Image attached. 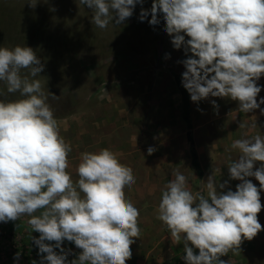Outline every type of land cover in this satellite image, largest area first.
I'll use <instances>...</instances> for the list:
<instances>
[{
  "label": "clouds",
  "instance_id": "9594fccd",
  "mask_svg": "<svg viewBox=\"0 0 264 264\" xmlns=\"http://www.w3.org/2000/svg\"><path fill=\"white\" fill-rule=\"evenodd\" d=\"M80 2L94 12L91 22L100 29L125 23L139 5V21L155 27L162 19L173 48L183 49L186 58L177 63L183 64L181 83L193 103L229 98L241 112L264 114V97L257 99L264 88L257 83L264 76V0H151L150 8L143 7L146 0ZM23 69L28 73L22 76ZM43 70L33 48L0 47V81L22 97L0 100V222L29 217L32 232L39 233L31 240L40 259L31 264H126L141 234L140 211L125 194L136 183L133 169L103 148L80 154L73 181L67 171L71 146L60 135L40 81L29 79ZM210 103L218 112L216 100ZM231 147L240 153L227 166L229 180L240 181L235 191L228 180L217 184L209 176L207 197L193 195L179 171L161 190L157 219L173 241H183L185 264H225L220 257L240 252L244 240L264 231L258 220L264 136L237 139ZM155 150L149 146L147 152ZM65 241L81 250L71 261ZM21 255L14 254V264Z\"/></svg>",
  "mask_w": 264,
  "mask_h": 264
},
{
  "label": "crops",
  "instance_id": "0c3cea01",
  "mask_svg": "<svg viewBox=\"0 0 264 264\" xmlns=\"http://www.w3.org/2000/svg\"><path fill=\"white\" fill-rule=\"evenodd\" d=\"M112 58L115 61L100 62L84 77L93 85L84 83L80 87L84 94L79 105L72 104L71 111L55 117L60 135L72 149L67 171L75 182L80 154L103 148L113 151L122 164L131 167L136 183L130 189L126 187L125 194L140 211L141 234L131 245L132 258L126 264H163L181 256L184 250L183 241H173L167 227L157 219L161 190L179 171L186 176L193 195L207 197L209 176L217 184L228 180V187L235 191L240 181L229 180L227 166L240 153L231 145L237 139L264 136V114L259 109L241 112L237 102L229 98L210 97L193 103L184 89L188 99L187 122L178 86V82L182 86L185 69L177 63L178 59L133 57L130 53L128 59ZM257 83L264 86V76ZM260 97H264V88L257 99ZM212 99L219 105L218 112L210 103ZM241 122L246 127L239 128ZM149 146L156 149L151 155L147 152ZM191 150L200 173L193 166ZM259 166L257 162L255 167ZM248 179L259 188V181L254 177ZM260 196L264 205V191ZM28 220V216H22L15 222H0V245L12 240L24 245L13 249L0 247V264H14L13 256L18 251L22 254L18 264L39 261L38 249L31 240L39 233L32 232ZM258 220L264 226V207ZM63 247L72 250L69 261L81 251L68 241ZM240 249L225 256L233 257L235 264H264V231L251 241L244 240Z\"/></svg>",
  "mask_w": 264,
  "mask_h": 264
},
{
  "label": "rangeland",
  "instance_id": "374dc122",
  "mask_svg": "<svg viewBox=\"0 0 264 264\" xmlns=\"http://www.w3.org/2000/svg\"><path fill=\"white\" fill-rule=\"evenodd\" d=\"M143 7L150 8L151 0H146ZM139 12L137 5L133 16L125 23H109L100 29L91 22L94 12L80 0H0V47L33 48L44 64V70L29 79L40 81L47 96L46 103L54 117H59L71 111L72 104L79 105L84 94L80 87L84 83L93 85L84 80L86 75L100 62L115 61L110 57L128 59L130 53L133 57L155 59H162L165 54L179 61L186 58L183 49L173 48L170 37L163 30L162 19L160 25L153 27L147 21H139ZM27 73V69L21 70L22 76ZM20 98L18 92L8 93L7 85L0 81V100ZM18 245L23 243L12 240L0 247L13 249ZM183 255L163 264H185ZM220 259L225 264H235L233 257L222 256Z\"/></svg>",
  "mask_w": 264,
  "mask_h": 264
},
{
  "label": "trees",
  "instance_id": "16d2710c",
  "mask_svg": "<svg viewBox=\"0 0 264 264\" xmlns=\"http://www.w3.org/2000/svg\"><path fill=\"white\" fill-rule=\"evenodd\" d=\"M178 86H179V89H180L182 97H183L184 118L188 122V99L186 97L184 88L180 85L179 82H178ZM188 138H189V141L191 142L190 136ZM191 154H192L193 166L199 171V167H198L197 162H196V156H195V153L193 150H191ZM199 173H200V171H199Z\"/></svg>",
  "mask_w": 264,
  "mask_h": 264
}]
</instances>
